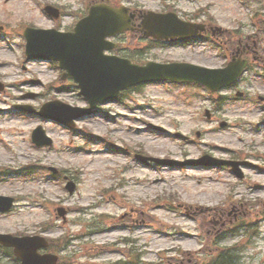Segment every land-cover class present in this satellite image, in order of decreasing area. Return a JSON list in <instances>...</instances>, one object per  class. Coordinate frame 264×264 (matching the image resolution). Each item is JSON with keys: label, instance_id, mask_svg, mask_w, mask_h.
I'll use <instances>...</instances> for the list:
<instances>
[{"label": "rangeland", "instance_id": "rangeland-1", "mask_svg": "<svg viewBox=\"0 0 264 264\" xmlns=\"http://www.w3.org/2000/svg\"><path fill=\"white\" fill-rule=\"evenodd\" d=\"M94 1L0 0V81L7 86L0 91V195L16 198L10 212L0 213V233L43 235L72 264H214L226 254L233 264H264V103H253L264 97L262 77L249 74L239 87L247 101L224 105L223 114H211V120L199 113L200 90L173 85L132 91L126 106L99 104L97 110L106 114L84 115L73 130L12 111L14 104L39 108L54 99L86 107L56 65L22 59L21 35L26 26L71 30ZM110 1L183 17L204 10L214 26L241 28L242 34L252 33L250 14L264 6L261 0H246L250 7L242 0ZM47 4L59 8L58 20L44 13ZM124 40V47L140 48L131 37ZM215 51L208 44L193 51L163 47L147 58L220 67ZM28 93L35 96L24 99ZM148 123L161 128L152 130ZM38 126L52 146L31 142ZM134 153L169 159L172 166L145 167ZM199 158L250 165L237 179L223 163L192 164ZM58 208L65 209L64 219ZM0 264L16 263L0 253Z\"/></svg>", "mask_w": 264, "mask_h": 264}, {"label": "water", "instance_id": "water-1", "mask_svg": "<svg viewBox=\"0 0 264 264\" xmlns=\"http://www.w3.org/2000/svg\"><path fill=\"white\" fill-rule=\"evenodd\" d=\"M46 10L55 18L58 17L56 10L49 7ZM132 19L133 15H128V9L123 6L113 8L106 4L94 5L89 9L88 16L77 23L72 33L26 29L27 55L31 59L59 61L60 66L66 71L63 79L72 78L92 107L96 103L116 97L120 90L134 84L153 80L179 79L175 77L172 65L149 63L139 67L128 61L120 62L102 55V51L110 45L105 38L132 30ZM141 30L146 36L165 40L175 37L184 38L190 32L188 25L177 19L175 14L152 12L143 15ZM243 66L244 62L231 65L225 70H208L206 75L199 78L210 89H217L234 82L241 74ZM178 77L184 78L181 74ZM20 108L28 110L27 107ZM77 111V108L53 102L44 105L38 114L73 127V119L86 115L73 114ZM33 140L38 146L51 144L41 128L33 132ZM139 159L146 161L142 157ZM154 161L162 163L159 160ZM204 161H206L205 158L200 162ZM218 163L228 164L229 162L218 161ZM67 189L72 192L73 185H67ZM13 201L12 198L0 196V211H8ZM58 212L61 216L63 215L62 210ZM0 244L13 247L15 256L21 260V264H56L57 261L54 255L37 253L39 248L46 246L45 239L38 236L16 238L0 234Z\"/></svg>", "mask_w": 264, "mask_h": 264}, {"label": "flooded vegetation", "instance_id": "flooded-vegetation-1", "mask_svg": "<svg viewBox=\"0 0 264 264\" xmlns=\"http://www.w3.org/2000/svg\"><path fill=\"white\" fill-rule=\"evenodd\" d=\"M196 20H189V21L205 24V30L201 33V35L191 36L187 39H184L183 41H178V40H173L172 42L168 41V44H170L171 46L175 45L174 46L175 48H178L179 47L178 45H183L184 47H187L185 51L187 50L193 51V49L198 48L197 46L198 44L206 43L212 48L219 50L220 53L217 55L216 58L217 60L221 61L223 65H225L231 60H237L240 58L248 59L249 62L250 61L256 62L259 59H261V62H263L262 65H264V46L260 45L259 41H261V39L258 38L257 33L255 35H250V34L243 35L242 38H239L238 32L236 31L222 30L220 32H214V30L212 29L213 26L210 25L206 19H203V21L200 19V22H197ZM133 35L139 41H144V42L150 41L152 43L154 42V40L150 38H146L141 34L133 33ZM110 53L119 55L120 50L116 48L114 51L113 50L110 51ZM261 56L263 57V59L261 58ZM188 63L196 64L199 66H205L193 62H188ZM246 70L249 71L250 66ZM245 77L246 76H243L236 84L232 85L226 92H224V94L227 95L226 98H230L231 97L229 96L230 94L233 95L232 96L233 98H237L235 91H237V88L240 87L242 84H246ZM190 86H196V85H190ZM200 109L201 107L199 106L198 108L199 113H200ZM210 110H211V114H219V113L223 114L222 107L212 106ZM238 214H239L238 211L235 212V216H237ZM221 225H224V222Z\"/></svg>", "mask_w": 264, "mask_h": 264}, {"label": "trees", "instance_id": "trees-1", "mask_svg": "<svg viewBox=\"0 0 264 264\" xmlns=\"http://www.w3.org/2000/svg\"><path fill=\"white\" fill-rule=\"evenodd\" d=\"M104 1H108V0H104ZM229 257L230 256L228 254L221 255V257L218 260H215L214 264H232L230 259H228ZM66 264H72V263L70 261H68V263H66Z\"/></svg>", "mask_w": 264, "mask_h": 264}]
</instances>
